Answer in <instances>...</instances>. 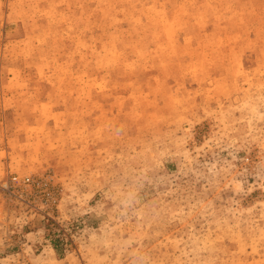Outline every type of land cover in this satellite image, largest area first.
Wrapping results in <instances>:
<instances>
[{"label": "rangeland", "instance_id": "374dc122", "mask_svg": "<svg viewBox=\"0 0 264 264\" xmlns=\"http://www.w3.org/2000/svg\"><path fill=\"white\" fill-rule=\"evenodd\" d=\"M0 264H264V0H0Z\"/></svg>", "mask_w": 264, "mask_h": 264}, {"label": "built area", "instance_id": "2783aa9c", "mask_svg": "<svg viewBox=\"0 0 264 264\" xmlns=\"http://www.w3.org/2000/svg\"><path fill=\"white\" fill-rule=\"evenodd\" d=\"M12 182H17L19 184L21 181L17 177H13ZM28 182H29V178H25L22 180V183H28Z\"/></svg>", "mask_w": 264, "mask_h": 264}]
</instances>
